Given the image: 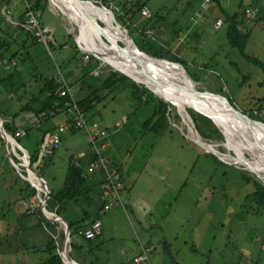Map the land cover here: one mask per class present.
<instances>
[{
    "label": "rangeland",
    "instance_id": "obj_1",
    "mask_svg": "<svg viewBox=\"0 0 264 264\" xmlns=\"http://www.w3.org/2000/svg\"><path fill=\"white\" fill-rule=\"evenodd\" d=\"M202 1L113 0L109 8L90 0L82 2L89 3L98 10L88 8L101 17L100 20L94 19L100 30L104 27L102 14H105L113 20L119 34H126L128 37V31L125 29L127 27L120 22L116 11L125 7L134 12L136 4H144L153 16L152 21L157 17L163 21H155L158 31L152 33L151 27L144 24L146 20L140 15L132 19V22L138 30L162 42L160 45L169 47L172 54H178L190 62L187 71L192 78L187 75L192 82L186 79L183 73L179 74L193 83L199 92L227 95L236 110L245 117L257 121L261 126L264 124V71L228 47L225 41V26L217 31L213 29L216 21L223 22V15L211 0L210 8H199ZM249 1L231 0L225 9L229 14H233L239 10L241 3L243 7L252 4L254 5L252 8L257 7L255 5L264 7V0H255L254 3ZM26 2L28 3V0H0V41L6 42V48H9L10 52L27 55L26 63L18 65V74L4 65V60H9L8 56L0 60V80L7 79L4 82L0 81L2 123L11 122L18 114L13 121L16 128L20 127L22 118L27 116V112L19 113L23 105L29 103L39 105L32 100L40 89L38 82L35 85L33 80L30 84L22 82L24 77L31 73L55 80L59 78L61 82L63 78L69 87H73L74 84H83L82 77L90 82L92 78H101L110 71L118 72L108 62L96 57L100 55L85 50L86 46L77 40L80 33L76 22H69L61 11L53 7L51 0H48L47 8L38 20L46 43L42 37H38L41 30L34 29L27 23L28 15L24 16L22 23L15 21L13 15L18 17L24 15ZM114 3L119 6L114 8ZM65 11L68 13V10ZM194 14L197 16L196 22H193L195 29L189 31L188 35L183 34L186 37L183 43L171 45L170 40L173 41L174 38L178 42L176 36L182 38V35L179 36L178 33L173 37L175 29L170 27L188 25ZM120 16L124 17L121 13ZM18 26H25L24 29L27 31L31 30L29 31L31 36L17 32L15 28ZM244 27L240 26L242 33L248 31ZM257 27L251 28V31L254 30L253 39L247 53L264 64V29L259 28L261 25ZM196 31L199 35H193ZM100 37L102 42L103 39H111L113 41L111 43L116 44L121 42V38L109 37L103 32ZM85 38L88 40V36ZM140 55L149 63L153 59L156 60L157 69L167 71V67L170 66L176 70L172 64L174 62L170 60L161 61L143 52ZM86 56L95 57L99 63L92 62L93 67L91 69L87 67V70L86 66L90 59L86 60ZM10 76L14 78L13 83L8 81ZM128 76L139 83L137 77ZM16 82H18L16 88L17 86L19 88L13 94L12 89H16ZM141 85H145L154 96L161 98L160 93L156 94L158 92L151 89L149 83L142 82ZM72 90L76 92L74 88ZM85 94L86 92L82 95ZM215 94L212 95L216 99L222 98V95ZM40 98L41 101L45 100L44 97ZM166 103L172 107L170 120L164 133L160 135L142 131L144 121L151 116L152 106L135 107L127 90L110 94L97 107L96 112L99 114L95 115L96 120L110 132L107 138L108 146L103 150L104 158L110 167L117 165L121 168L129 188L128 193H120L124 206H119H123L122 209L126 211L125 204L130 202L136 210V213H132L128 207L126 214L123 213L130 232L127 242L128 248L130 247L128 252L131 250L129 259L132 258L135 249L138 248L140 252L145 245L142 242H146L153 246L149 255L150 264H264V238L261 235L264 229L260 228L264 226V214L258 218L254 217L251 211L249 214L247 212L250 209L247 196L254 191V178L264 180V171L256 172L245 163H236L234 150L236 145L239 146L237 138L227 139L228 126L220 119L204 114L221 123L215 124L211 120L223 136L222 140L205 141L195 131L188 115V109L199 112L197 109L180 110L179 106L175 107L167 101ZM28 114L33 118L32 113ZM122 115H126L127 121L116 126V121H120ZM30 116L26 118L29 119ZM58 117L56 115L35 125L30 122L23 124L17 129V132H24L19 137L21 145L15 134H9L11 143L5 142L0 135V264H23L21 259H27L26 256L22 257L23 253L20 258L16 255L8 257V260L15 259L11 262L4 259L5 255L12 254L17 249L20 252L23 250L32 252L28 264L44 263L48 257L44 260V253L37 250L44 247L49 240H53L52 235L57 229L62 232L63 225L59 224L56 228L55 224L47 218L44 219L41 207L45 196L39 184L38 191L33 188L36 185L32 180L30 181L33 187L27 181L26 160L23 156L40 147L42 135L49 127L48 121ZM122 119L125 121V118ZM29 127L31 129L25 135V129ZM261 127L263 128V125ZM70 140H74L72 145ZM84 149H88V146L83 131H75L73 135L66 133L53 156L37 165L34 171L44 179L47 190H58L63 185L69 156ZM217 156L224 164L216 160ZM243 158L253 166L254 156L251 153L243 151ZM20 164L22 166H19ZM244 177L250 179V183L246 184ZM31 189L38 193L31 197ZM66 208L59 212L63 217ZM89 211L93 215L90 209ZM46 216L49 217L48 214ZM139 216L142 219H139ZM44 228L51 235H48ZM59 240L55 243H59L61 241ZM106 246L109 253L106 263L114 264L116 262V256L113 254L114 244L111 246L109 243ZM44 249L46 252L47 245ZM75 255L73 252L70 257L76 260ZM66 259L67 257H64L65 262Z\"/></svg>",
    "mask_w": 264,
    "mask_h": 264
},
{
    "label": "trees",
    "instance_id": "obj_2",
    "mask_svg": "<svg viewBox=\"0 0 264 264\" xmlns=\"http://www.w3.org/2000/svg\"><path fill=\"white\" fill-rule=\"evenodd\" d=\"M90 1L96 4L100 1L102 6L109 8V3L105 0H90ZM230 1L231 0H211L214 6L216 8H219L221 15H223V22L221 26L219 28H216L215 26L217 22L216 21L213 26V29L217 31L225 26V41L228 47L236 51L247 62L259 66L264 71V64L261 61H259L257 58H255L254 56H251L247 53V49H249L250 41L251 39H253L252 35H253L254 30L251 31V28L253 26H255L256 28L258 25H261V27L259 28H261V30L264 29V23L262 22L264 21V7L262 8L260 7V5L259 6L255 5L257 7L252 8L254 6L253 4L246 5L243 7V4L241 3L239 5L240 7L238 11L233 12V14H229L227 9L225 8L230 4ZM250 1L254 3L259 0H256V1L250 0ZM28 2L31 4L32 11H39L40 13H44L45 9L47 8L46 5L48 3V0H28ZM143 7H146V6L144 4H136V10H134V12L128 10L125 7L121 9L119 8L118 11H116L119 14L117 17L120 19V22L124 25V27L125 26L127 27L125 29L126 31H128V35L131 38V40L137 45V47L142 52H144L145 54L149 56L162 59V60H168V61L170 60L174 63L180 64L181 66H183V68L186 70L187 74L189 75L187 71V67L188 66L190 67V62L185 60L186 58L179 56L178 54H175V55L172 54L171 49L169 47H163L162 45H160L162 44V42L158 41L156 38H154L151 35L148 36V34L142 32L141 30H138L137 27H135V25L132 22L133 21L132 19H134L137 15H139ZM207 8H210V7H207ZM248 9L250 10L257 9L258 10L257 16L250 20L247 19L246 10ZM120 13L121 15H124V17L120 16ZM25 15H26V11L24 12V15H22V17L20 15L17 20L22 23ZM152 17L153 16L151 15L149 19H145L146 21L144 22V24L149 25L151 27L152 33H154L158 31V28L155 24L157 22L156 20L160 22H163V21L159 19L158 17L155 18L154 21H152L153 19ZM196 17L197 16L195 15L194 18H192L190 22H188V25L186 26L183 25V27H179V28L170 27V28L175 29L173 30V33H172L173 37L174 35L175 36L178 35V33H179V36L182 35V38L181 37L179 38L176 36V38L178 39V42H176L174 38H173V41L170 40L171 45L172 44L174 45L176 43L177 45L183 43L184 39L186 38L184 37L183 34L188 35L189 31L195 29L193 27V24H194L193 22L194 21L196 22ZM241 25L242 27L245 26L244 28H246L248 31L247 32L245 31L242 33L240 31ZM100 26H102V24H100ZM15 29L17 32L26 33L28 36L29 35L31 36V32L25 30L24 27L22 26H18ZM193 35H199V32L198 31L193 32ZM198 39H200V36ZM111 42H113L111 39H105V40L103 39V43L105 45L115 46V47L118 46V47L123 48V46L121 45L123 44L122 42L119 41V43L117 42V44L111 43ZM33 45H36V44H33ZM6 46L7 45L5 41H0V47L2 48V49L0 48L1 50L0 60L5 59L7 56L9 57L8 58L9 60H13V61L15 60V64L13 67H11V69L13 70L12 71L13 73H17L18 65L26 63L27 55L24 56V54L19 55V53H15L12 51L10 52L9 48H6ZM60 48L63 49L62 46H60ZM189 52H190V55H192V52L190 51V49H189ZM96 57L101 60H104L103 56L101 55L96 56ZM89 59H90L89 61L90 63L86 66V69L87 67H89L88 69H91L93 67L91 65L92 62L99 63L98 60L93 56H90ZM175 67H176V70L179 71L178 73L184 74L182 68H180L177 65H175ZM190 78L192 77L190 76ZM8 79L10 83L14 82V78L12 76H10ZM92 79H93L92 81L88 82L85 79V77H82L83 84L81 83L78 86L79 91H82V90L87 91L85 95H81V96L79 95L76 97V94H73L72 92V96L68 95L67 97H59L58 94L56 93V90L59 85L56 83V80L54 78H45L44 76L38 73H31L28 77L26 78L24 77L22 82L26 84H30V82L33 80L32 82L34 83V85L38 82V84L40 85V89L38 90V93L32 98V100L33 101L35 100L36 103L39 104L38 106L40 107L29 103L27 105H23L19 113H25V112L29 113L30 112L34 115L33 116L34 118L41 119L40 123L47 121L49 117L51 118L54 115H58L59 113H64L65 116H67V120L63 124L69 125L73 123V117L71 116L70 112H71V107L75 105L78 107V109L81 110V112L85 113L87 122L92 123L94 122V119H96L95 115L99 114L98 112H96L97 107L101 105L105 101V99L109 97L110 94H112L113 92H117V91L121 92V91L127 90L130 92L131 101L135 107H138L140 105L152 106L151 116L144 121L142 125V131L153 133L155 135H160L164 133L163 131L168 126V120H170V114H171L172 107L168 103H166L163 99L157 96H154V94L145 85H141L142 82H139L140 85H138L139 84L138 82H134L128 76L120 72H115V71H110V73H108L107 75L101 78H98V79L92 78ZM4 80H7V79H3V80L1 79L0 81L4 82ZM17 83L18 82L15 83V88H16ZM41 85H42V88H41ZM18 88L19 86H17L16 89H12V93L15 94V91L17 92ZM156 94L159 95V93H156ZM40 97H44L45 100L41 101ZM171 104L174 105L173 103ZM50 112H53V114L50 115ZM0 115L2 116V114ZM188 115L190 116L193 122L195 131L199 134L202 140L218 141V140L223 139L221 132L213 124V122L215 124H218V123H216L215 121L212 122L207 117H204L198 114L197 112L189 110V109H188ZM15 117H13L11 122H7L3 124L4 129L7 132V134H15L17 132V128L13 125V121ZM124 118H125V121L121 119L120 123H124L127 121L128 118L127 117H124ZM262 125L264 127V124ZM30 129L31 127L25 129V135H27V132ZM75 131H78V130H72V132H75ZM80 131H83V130H80ZM226 131L228 134L227 139L230 140L232 138L230 135V132L227 129ZM46 133L47 132H44L42 135V138L40 140L41 142L39 144L40 147L38 149L33 150L31 154L28 153L29 160H30V163H29L30 168L33 171L38 167L37 165H39L42 161L46 160V159H43L40 154L41 146L45 140V137L48 135ZM107 133H108V130H107ZM64 134L62 136H64ZM17 141L20 144L19 138L17 139ZM87 150H89V147ZM87 156H89L88 160L90 161L94 159V157L90 154V152L87 154ZM50 157L48 158L50 159ZM215 158L217 161L224 164L217 157ZM72 159L73 158L69 159L66 178H65V181L62 187L56 191L48 189L49 199L46 202L45 209L49 213H54L55 215H57L58 217L64 220V222L67 224V227L69 229L70 237H73L74 235H79L81 237H84L83 235L79 233L80 232L83 233L89 225H91L93 222L98 220L96 216L93 217V215H91L90 213L86 211V207H88V205L90 204L91 206H93L94 204V207H95L94 211L98 215V213L104 209V205L106 201H109L107 196L105 197L107 200H104L100 196L97 200H93L90 198L91 193L95 188L102 185L105 189V195H106V193H108V184L104 179V174L102 170H97L94 173L88 174L87 166L90 161L87 163V165H81L80 163L79 168H77L72 163L73 162ZM19 166H22V165L20 164ZM23 174L25 175V173ZM244 179H245L244 181L246 182V184L250 183V179L246 177H244ZM253 188H254V191L252 193H249V195L247 196V199L249 197V201H250V205H249L250 209H248L247 212L249 214V212L251 211L254 217L260 218V215L264 214V183L260 181L258 178L256 179L254 178ZM36 192L37 191L35 189H31V197L35 196ZM67 202L73 203L75 205L77 204L86 205V207L83 209V213H82L83 217H81L80 220H77L78 218H76L74 221H72L68 219V217L61 216L59 212L61 209H65ZM87 221H89V225L82 228L81 225L85 224V222ZM53 224H55L56 228L59 225L58 223H53ZM260 228L264 229V226H260ZM261 232L263 233L261 235H263V238H264V231H261ZM63 237H64L63 233L60 232L58 236V240L60 238V240L62 241ZM143 248L153 249V247L149 245H143ZM46 253L48 255V259L47 261H44V263L42 264H63L60 259L59 254L56 251L53 240L48 241ZM149 259H150V256H149Z\"/></svg>",
    "mask_w": 264,
    "mask_h": 264
},
{
    "label": "bare ground",
    "instance_id": "obj_3",
    "mask_svg": "<svg viewBox=\"0 0 264 264\" xmlns=\"http://www.w3.org/2000/svg\"><path fill=\"white\" fill-rule=\"evenodd\" d=\"M51 3L54 8L61 11L62 14L66 16L69 22H76L80 33V37H77V40L78 42L80 40V43L86 46V51L90 53L92 52L91 54L94 55L103 56V61L108 62V64L118 72L137 77L139 82L149 83L151 89L160 93L162 99L169 103H173L175 106H179L180 110L184 108H194L202 114H210L217 120L220 119V121L228 126V129L232 130L234 137L237 138L239 146L236 145L234 150L237 159L236 163H245L251 168V170L256 172L264 171V127L262 128V125L260 126V124L255 122L252 123L240 114H234L229 108L227 101L222 98L216 99L215 96L207 93L195 94L193 90L196 89L195 85L191 83L192 81H187L177 70H175V68L168 66L167 71H163L160 68L157 69L156 60L153 59L150 63L149 61H146V59L140 55L142 52L136 49V46H134L130 38L126 34H119L118 30L113 25V20L108 15L102 14V23L104 24V27L100 30L94 22V19L96 18L100 20L101 17L95 15L91 10L82 5L88 4L92 9L97 10L89 3L81 4L80 2H77L79 4L78 7H75L76 5H71V3H65L62 5L58 0H51ZM65 10H68V13ZM103 11L111 14L107 9H103ZM102 32L109 37L121 38V42L124 44L123 49L118 46L112 47L105 45L100 37ZM85 36H88V40H86ZM187 94L189 96H187ZM0 135L5 139V142H12L9 134L7 135V132H4L2 129L1 122ZM259 139L261 141H259ZM243 151H248L254 156V160H252L253 166L248 164V161L244 160ZM15 164L18 165L17 163ZM25 171L27 181H29L32 186L34 185L30 180L35 183L36 186H34V188L39 187V185L41 186L42 181L37 179L35 174L29 172L26 163ZM43 211L45 216L48 214L49 217L46 216L48 221L61 224L64 226V230H66L67 224L61 222L54 213H47L45 208ZM65 242H67L66 235L63 247ZM68 261L69 259L67 258L66 264H70Z\"/></svg>",
    "mask_w": 264,
    "mask_h": 264
},
{
    "label": "crops",
    "instance_id": "obj_4",
    "mask_svg": "<svg viewBox=\"0 0 264 264\" xmlns=\"http://www.w3.org/2000/svg\"><path fill=\"white\" fill-rule=\"evenodd\" d=\"M119 2V1H117ZM205 2V0H203L201 3H200V6L199 8H202V4ZM82 4V3H81ZM120 4V3H119ZM27 5L30 6L31 8V4L28 2L25 3V8H27ZM63 5V4H62ZM77 5H79L78 3L76 4L75 7H78ZM84 5L86 8H91L88 4H82ZM113 6V5H112ZM119 5L117 3H114V8H117ZM210 7V6H209ZM143 8H147V7H143ZM233 8V7H232ZM148 9V8H147ZM149 10V9H148ZM24 11H26L27 13V9H25ZM150 11V10H149ZM196 13V12H195ZM140 15V13H139ZM15 17V21H18V15H13ZM141 17V16H140ZM143 19V18H142ZM40 20V18H39ZM54 37V35H53ZM63 50H66V48L64 47ZM7 61H13V60H7ZM15 62V61H14ZM55 79V78H54ZM78 86L79 84H74L73 87H70L71 90L72 88H74V90L76 91L74 93V91L72 90L73 94H76V97L78 95H82L83 93H87L86 90H82V91H79L78 89ZM78 89V91H77ZM31 114H28L27 113V118L30 116ZM33 115V114H32ZM41 115V114H40ZM34 116V115H33ZM56 115H54L53 117H55ZM57 116L58 119H52V120H49L48 121V124H49V127L47 128L48 132L46 134H51L52 131L59 125H62L66 120H67V116H65L64 113H59ZM26 117L22 118V122L21 124L19 125L20 127L23 126V124L25 123H33V125H35V120L36 118H32V116H30L29 119H27ZM126 117V115H122V118ZM50 118V117H49ZM121 118V119H122ZM96 119H94L95 121ZM97 121V120H96ZM99 122V121H98ZM101 124V126H103L105 129L107 127H105L104 125H102L101 122H99ZM123 123H120V121H116L115 125L116 126H120L122 125ZM19 127V128H20ZM17 127V129H19ZM24 128V127H23ZM108 130V128H107ZM71 133L72 135L75 133V132H69ZM68 134V133H67ZM109 130H108V135L107 137L102 141L103 143H105V148L106 146H108V143H107V138L109 137ZM66 135V134H65ZM64 135V136H65ZM64 136H62V139L64 138ZM62 139H61V142H62ZM70 145H72L74 143V140H70ZM61 145V144H60ZM87 149H84V150H81L79 151V153H81L82 151H86ZM86 152H89V151H86ZM79 153H74V154H71L68 158V163H69V159L70 158H74L76 157ZM54 154V153H53ZM53 156V155H52ZM103 158H104V155H102ZM89 159V156H86L85 158L79 160V162L81 163V165H87V163L90 161L88 160ZM105 160V158H104ZM106 162V165H107V168L110 172L114 171V170H117L118 173L120 174V177H121V182L123 184V187H124V191L122 193L126 194L128 193V185H126V180L124 178V174L121 170V168L117 165L113 166V167H110L108 164H107V161L105 160ZM44 180V179H43ZM45 182V181H44ZM46 184V183H45ZM47 186V185H46ZM62 187V186H61ZM60 187V188H61ZM48 188V187H47ZM59 188V189H60ZM104 190V191H103ZM53 191H56V190H53ZM102 197L104 200H107L105 197V189L104 187L101 185L97 188H95L92 193H91V196L90 198L93 199V200H97L98 198ZM111 203V201H106L105 205L106 206L107 204ZM121 205L124 206V203L121 201ZM126 203V202H125ZM123 206H113L112 208H110L109 210H102L101 212L98 213V215L96 214V212L94 211L95 210V207H94V204L93 206L88 205L89 209L92 211L93 213V217L96 216L98 218V220L100 221L101 223V232L100 234L93 240H86L84 237H81L79 235H74L73 237H70V234H69V239H68V242H65V245L64 247L66 248H69V254H68V257L70 258V260H72L74 263L76 264H107L106 263V260H107V256L109 255V253L106 251V245H110L112 246L114 244V250H113V254L116 256V262L114 264H135L133 259L135 256H137L140 252H139V249L136 248L135 249V252L134 254L132 255V258L129 259L130 255H129V248H128V240L130 238V232H129V228L126 224V221L124 219V215L123 213L127 212L128 210V207L130 208V211L132 213H136V210H134L133 206H132V203L130 202H127L125 204V210L122 209ZM67 207V208H66ZM66 212H65V217H68V219L74 221L76 218H78L77 220H80L81 217H83L82 213H83V209L86 207V205H83V204H80V205H75L73 203H69L68 205L66 204ZM89 209H86V211L88 213H91L89 211ZM138 213V212H137ZM62 219V218H61ZM139 219H142L141 216H139ZM89 225V221L85 222V224H82V228L83 227H86ZM145 227V226H144ZM46 230V233L48 235H51L48 230L46 228H44ZM62 233H63V240H62V245L64 244V241H65V230H64V226H62ZM129 235H128V234ZM60 234V229L53 233L52 235V239L54 241V246L56 248V244H55V241L58 240V237ZM139 238V237H137ZM140 239V238H139ZM60 241V240H59ZM141 241V239H140ZM61 242V241H60ZM142 242V241H141ZM143 244L145 245H149V246H152L150 243H146V242H142ZM47 245V243L45 244ZM44 245V247H45ZM136 245V243H135ZM44 247H42L41 249H38L37 251H40V252H43L44 255H45V259L46 260V257H48L47 253L44 251ZM153 247V246H152ZM57 250V249H56ZM73 252H75V259L71 258L70 257V254ZM21 253H23L22 257L26 256L27 259L26 260H23L21 259V262H23V264H28L29 261H28V258H29V255H31V251L29 250H23L22 252H20V250H15L13 251L12 254H8V255H5V261L7 262H11V261H14V260H8V257L12 256V255H16L18 258H20V255ZM28 255H27V254ZM67 257V258H68ZM30 260V259H29ZM66 263V262H65Z\"/></svg>",
    "mask_w": 264,
    "mask_h": 264
},
{
    "label": "built area",
    "instance_id": "obj_5",
    "mask_svg": "<svg viewBox=\"0 0 264 264\" xmlns=\"http://www.w3.org/2000/svg\"><path fill=\"white\" fill-rule=\"evenodd\" d=\"M109 4L112 3L113 0H105ZM98 4L101 5V2L99 1ZM210 0H205V2L202 4V8H207L209 7ZM102 6V5H101ZM104 7V6H103ZM28 11L26 15H28V24L33 26L34 29L41 30L40 24L38 23V20L40 18L41 13L39 11H32L30 6L27 5L26 8ZM258 10L257 9H248L246 10V18L247 19H253L257 16ZM140 16L144 19H149L151 17V13L147 8H142L140 11ZM222 22L217 21L215 26L216 28H219L221 26ZM25 27V26H24ZM29 30V29H28ZM31 31V30H29ZM54 32V31H53ZM52 32V36H53ZM41 34V35H40ZM40 34L38 35L39 38H43V30L40 31ZM44 42L45 41V38ZM86 60H89V57L86 56ZM15 64L14 61H7L4 60V65L6 66L7 69H11ZM62 82L58 78L56 80V83L59 85L56 93L58 94L59 97H67L72 96V91L71 88L65 83V80L61 78ZM71 116L73 117V123L67 125L63 124L60 125L59 127L55 128L51 134H48L45 137V140L41 146V157L43 159H47L50 157L56 150L59 149L60 144H61V136L64 133L71 132L72 130H83L85 135H86V143L89 147L90 154L94 157L92 161L89 162L87 166V172L88 174L94 173L97 170H102L104 174V179L108 184V193H106L107 198L111 201V203L107 204L104 206L103 210H109L113 206H119L121 205V199H120V193L124 191L123 184L121 182V177L120 174L118 173L117 170H114L110 172L107 168L106 162L103 158V150L105 149V143L102 141L107 137L108 133L107 130L104 129L101 124L98 122L94 121L92 123H88L86 120L85 113L81 112L80 109H78L77 106H72L71 107ZM53 112H50V115H52ZM41 119H36L35 123L40 124ZM24 132H16L15 136L19 138ZM82 151L79 153L76 157L72 159V163L79 168L80 162L79 160L85 158L89 152ZM28 154V153H27ZM28 156V155H27ZM29 157V156H28ZM26 163V161H25ZM42 211L45 208L44 201H42ZM44 212V211H43ZM101 232V223L100 221H95L91 225H89L85 231L82 233L80 232L79 234L83 235L86 240H93L95 239ZM64 234L67 236V242L69 239V234L64 232ZM56 251L60 256V259L63 264L65 263L64 257H68L67 254V247H63L62 242H56ZM140 253L134 258L135 264H150L149 261V253L151 249H140ZM70 264H76L70 258L68 257ZM69 264V263H68Z\"/></svg>",
    "mask_w": 264,
    "mask_h": 264
},
{
    "label": "water",
    "instance_id": "obj_6",
    "mask_svg": "<svg viewBox=\"0 0 264 264\" xmlns=\"http://www.w3.org/2000/svg\"><path fill=\"white\" fill-rule=\"evenodd\" d=\"M59 2H61L62 4H65V3H71V5H76L77 4V2H80V3H83L81 0H58ZM78 6V5H77ZM103 9H105V8H103ZM131 40V39H130ZM132 41V40H131ZM133 42V41H132ZM133 44H134V46H136L137 47V45L133 42ZM138 48V47H137ZM136 48V49H137ZM139 49V48H138ZM140 50V49H139ZM141 51V50H140ZM142 52V51H141ZM144 53V52H143ZM147 55V54H146ZM147 56H149V55H147ZM149 57H152V56H149ZM153 58H155V57H153ZM155 59H158V58H155ZM159 60H162V59H159ZM175 65H177V66H179V67H181L182 68V70H183V72H184V76L186 77V79H188V80H190L191 81V79L189 78V76L187 75V73L185 72V69L183 68V66H181L180 64H178V63H174ZM120 73H122V72H120ZM122 74H124V73H122ZM125 75V74H124ZM127 76V75H126ZM194 92H195V94H204V93H207V94H215V93H210V92H199V91H197V90H193ZM215 95H219V96H221L222 97V99L223 100H225V101H227V104L229 105V108L233 111V113L234 114H240V115H242L244 118H246V119H248V120H250V121H253V122H257V121H254V120H251V119H249V118H247V117H245L241 112H239L238 110H236L235 109V107L233 106V104H232V101L227 97V95H224V94H222V93H217V94H215ZM164 100V99H163ZM165 102H166V100H164ZM196 112V111H195ZM198 114H200V115H202V116H204V117H207L208 119H210V120H212L210 117H208V116H206V115H204V114H202V113H199V112H197ZM213 121V120H212ZM0 122H1V125H2V129L4 130V132H5V129H4V126H3V123H2V117H1V115H0ZM258 123V122H257ZM213 154V153H212ZM23 156L25 157V160H26V165H27V167H28V170H29V172H31V173H33V174H35L36 175V177H37V179H39L40 181H42L41 183V192H43L44 193V205L46 206V202H47V200L49 199V191L47 190V186L45 187V182H44V180L35 172V171H33L31 168H30V160H29V157L27 158V156L25 155V154H23ZM217 158H219L218 156H217ZM220 159V158H219ZM12 162H14L13 160H11ZM15 163V162H14ZM263 183H264V180H262V178H259ZM44 185V186H43ZM44 187V188H43ZM37 189V188H36ZM46 212H47V210H46ZM47 213H49V212H47ZM42 214H43V216L45 217V218H47L46 216H45V214H44V212L42 211ZM57 218H59L60 219V221L61 222H64V220L63 219H61L60 217H58L57 215H55ZM44 218V219H45ZM48 219V218H47ZM65 223V222H64ZM66 224V223H65ZM66 232L68 233V234H70V232H69V229H68V227H67V225H66ZM69 236V235H68Z\"/></svg>",
    "mask_w": 264,
    "mask_h": 264
},
{
    "label": "flooded vegetation",
    "instance_id": "obj_7",
    "mask_svg": "<svg viewBox=\"0 0 264 264\" xmlns=\"http://www.w3.org/2000/svg\"><path fill=\"white\" fill-rule=\"evenodd\" d=\"M215 122H216V123H219V122H217V121H215ZM219 124H221V123H219ZM229 132H230L231 137L234 138V135H233L232 130L229 129Z\"/></svg>",
    "mask_w": 264,
    "mask_h": 264
}]
</instances>
